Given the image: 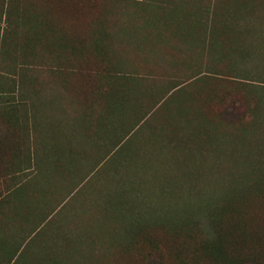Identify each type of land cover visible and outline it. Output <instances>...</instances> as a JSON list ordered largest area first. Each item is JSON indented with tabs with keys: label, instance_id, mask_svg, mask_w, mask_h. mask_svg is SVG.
<instances>
[{
	"label": "rangeland",
	"instance_id": "374dc122",
	"mask_svg": "<svg viewBox=\"0 0 264 264\" xmlns=\"http://www.w3.org/2000/svg\"><path fill=\"white\" fill-rule=\"evenodd\" d=\"M0 264H264V0H0Z\"/></svg>",
	"mask_w": 264,
	"mask_h": 264
}]
</instances>
